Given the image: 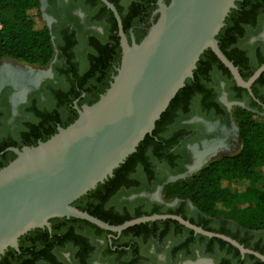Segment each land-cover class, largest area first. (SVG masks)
<instances>
[{"label":"flooded vegetation","instance_id":"1","mask_svg":"<svg viewBox=\"0 0 264 264\" xmlns=\"http://www.w3.org/2000/svg\"><path fill=\"white\" fill-rule=\"evenodd\" d=\"M131 1L119 0L124 14L130 12ZM159 1L152 4L144 22L134 21L129 27L126 35L130 44L133 37L137 42L136 34L140 31L148 33L159 18ZM40 9L48 26L54 30L59 50L57 48L46 67L26 64L24 70L0 71V148L6 146L0 149V166L16 157L8 148L26 146L28 123H50L48 127L52 125L56 130L68 124L78 116V109L91 105L101 96L100 85L104 89L110 85L121 65V61L111 62L106 83L98 77L86 79L85 59L88 60L94 48L92 41L108 42L112 31L109 12L102 4L91 0H41ZM242 28L238 31L237 45L243 49L250 66H254L264 57V3L256 18ZM117 34L119 36V27ZM120 54L122 60V47ZM73 72L82 76L80 80L86 82L83 87L87 91L81 92L80 86L75 89L77 84L71 80ZM207 73L208 77H203L207 88L204 95L197 93L180 105L162 129V136L169 144L166 163L154 160L149 154L151 148H147L152 176L143 178L134 173L132 185L125 183L117 188L106 206L115 214L133 213L138 209L153 212L161 208L162 213L151 215L181 216L204 230L228 236L248 251L242 252L224 239L196 233L171 218L140 223H150L144 229L133 228L140 225L136 224L116 232L103 228L100 231L71 220L73 217L58 216L49 218V225L21 235L18 249L10 247L16 254L7 264H264V260L254 254L264 256V231H249L223 218L212 217L206 222L192 202L180 198L166 200L163 196L167 184L193 176L214 158L240 151L242 140L235 116L239 108L258 118L264 117V77L254 81L250 93L218 64ZM75 91H80L76 97ZM166 220L170 222L164 223ZM156 221L160 223L153 224Z\"/></svg>","mask_w":264,"mask_h":264},{"label":"water","instance_id":"2","mask_svg":"<svg viewBox=\"0 0 264 264\" xmlns=\"http://www.w3.org/2000/svg\"><path fill=\"white\" fill-rule=\"evenodd\" d=\"M115 15L122 60L110 87L98 101L78 109V117L45 141L21 149L0 168V258L9 247L18 249L21 235L49 225L52 217H73L100 228L121 232L136 224L175 219L196 233L224 239L223 234L198 227L181 216L153 214L111 225L73 206V202L113 176L136 152L147 134L194 70L202 53L211 49L236 83L251 86L264 72V63L245 80L221 50L217 35L239 0H160V15L148 33L130 44L121 16L109 0H101ZM162 189V187H161ZM262 260L264 256L254 252Z\"/></svg>","mask_w":264,"mask_h":264},{"label":"trees","instance_id":"3","mask_svg":"<svg viewBox=\"0 0 264 264\" xmlns=\"http://www.w3.org/2000/svg\"><path fill=\"white\" fill-rule=\"evenodd\" d=\"M91 1L94 4H102L104 10L109 12L112 31L108 34V42L92 41L91 45L94 48L91 50L88 60L85 59L87 64L85 76L86 79L89 78L90 80L98 77L99 80L106 83L105 77L108 76L107 71L111 68V62L117 61L119 63L121 61L120 38L117 34L118 25L112 11L101 0ZM109 1L117 7L122 17L124 31L128 34L129 27L134 21H145L150 14L152 4L156 0H132L131 10L128 14L123 13L119 0ZM165 1L166 3L170 2V0ZM263 3L264 0L237 1L236 8L230 11L224 26L217 35L221 50L239 68L244 79H248L264 63V57L260 58L258 64L250 66L243 49L237 45L239 41L238 31H241L249 20L256 18V14ZM40 5L41 0H0V64L6 58L36 67H46L51 62L58 48L54 39V30L48 26L42 15L39 22L34 21L29 16V11L40 8ZM146 34L143 31L137 33V43H140ZM215 64L223 67L227 75L232 77L228 68L224 66L215 53L211 49L205 50L194 70V77L186 80L185 86L178 91L157 121L152 134L145 136L139 143L136 152L129 155L125 162L114 170L113 176L103 183H99L95 189L88 191L72 204L78 209L111 224H121L152 213H162L161 208H156L153 212L138 209L133 213L126 211L124 214H115L112 210L107 209L106 201L122 184L132 185L131 175L134 173L143 178L152 176V162L149 161L146 154L147 148H151L149 154L154 160L166 163L169 144H166V139L162 136V129L180 105L187 103L192 97H196L197 93L204 95L203 92H206L207 88L203 83V77L204 75L208 77V69ZM263 77L264 73L260 78ZM81 78L82 76L77 72L71 73V80L77 84L75 89L80 86L82 92L86 90L84 88L86 82L80 80ZM89 83L87 82V84ZM109 87L110 85L107 84L104 89L100 85L99 90L103 94ZM80 91H75L74 97L78 96ZM99 98L97 96L92 104ZM235 116L242 140L240 151L214 158L193 176L168 184L164 188L163 196L166 200L180 198L192 202L202 213V218L206 222H209L212 217L223 218L232 220L235 224L249 231H264V117L257 118L252 112L242 108L236 111ZM77 117L76 115L63 127L71 124ZM49 124L28 123V136H26L24 145H37L39 141H45L57 133L58 130L54 129L52 125L48 127ZM5 147L0 149L3 150ZM7 147L10 145L8 144ZM7 164L6 161L2 162L0 168ZM239 179L246 180L247 185L240 186L238 184ZM71 220L89 224L100 231L103 230L82 219L72 218ZM163 222L169 223L170 220ZM159 223L160 221H156L153 224ZM147 224L150 223L136 225L133 228L144 229ZM15 252L9 247L1 256L0 264L9 263L10 257L16 254Z\"/></svg>","mask_w":264,"mask_h":264},{"label":"rangeland","instance_id":"4","mask_svg":"<svg viewBox=\"0 0 264 264\" xmlns=\"http://www.w3.org/2000/svg\"><path fill=\"white\" fill-rule=\"evenodd\" d=\"M41 15H42V11L40 8L38 9H31L29 11V16L36 22H39L41 20ZM25 63L17 61V60H13V59H3L1 64H0V71L2 72L3 70L6 71L9 68H15L17 70H24L25 69ZM34 68H37L36 66H33ZM258 118V117H257ZM238 184L240 186H246L247 185V181L244 179H239L238 180ZM168 185V184H167ZM166 185V186H167Z\"/></svg>","mask_w":264,"mask_h":264},{"label":"bare ground","instance_id":"5","mask_svg":"<svg viewBox=\"0 0 264 264\" xmlns=\"http://www.w3.org/2000/svg\"><path fill=\"white\" fill-rule=\"evenodd\" d=\"M214 149V148H213ZM208 151H209V149H208ZM211 151V150H210Z\"/></svg>","mask_w":264,"mask_h":264}]
</instances>
